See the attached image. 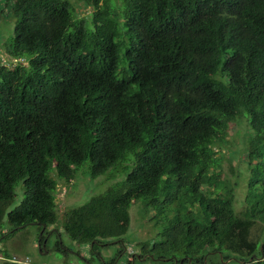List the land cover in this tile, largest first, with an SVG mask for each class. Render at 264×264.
<instances>
[{
  "label": "trees",
  "instance_id": "16d2710c",
  "mask_svg": "<svg viewBox=\"0 0 264 264\" xmlns=\"http://www.w3.org/2000/svg\"><path fill=\"white\" fill-rule=\"evenodd\" d=\"M75 1L88 17L67 0L11 3L13 34L1 46L9 65L0 64V229L4 219L11 230L56 224L52 172L69 183L82 166L96 179L125 164L124 180L64 214L71 241L95 250L127 233L132 205L143 217L162 205L165 216L150 217L159 242L139 258L264 264V231L249 236L264 225V0ZM234 122L247 133L239 212L215 173L214 147ZM0 259L23 264L7 252Z\"/></svg>",
  "mask_w": 264,
  "mask_h": 264
},
{
  "label": "rangeland",
  "instance_id": "374dc122",
  "mask_svg": "<svg viewBox=\"0 0 264 264\" xmlns=\"http://www.w3.org/2000/svg\"><path fill=\"white\" fill-rule=\"evenodd\" d=\"M67 1L75 8L78 18L88 17L89 8L77 4L75 0ZM11 3L12 0H0V64L3 65H9V61L1 46L12 37L15 24ZM246 140L245 122H234L228 128L225 143L222 146L214 147L217 152L216 158L219 160L215 173L218 179L228 182L230 187L234 189V207L237 212L244 208L247 167L240 154L245 151ZM126 166L125 164L117 165L96 179L87 177L86 168L82 166L78 169V175L75 179L69 183L56 178L52 172L50 176L57 186L55 201L58 219L54 226H47L44 230L45 250L41 254L38 252L37 243L40 232L36 225H27L5 236L11 229L4 219L0 229V233H3L0 235V253L7 252L11 260L23 264H111L115 256L117 258L112 264H167L157 261L152 255L143 256L141 259L136 258L134 261L130 259L132 254H136L137 257L141 254V247L145 246L146 249H150L159 242V238L155 237L154 220L151 222L150 217L155 214L159 215L160 212L162 213L156 218L164 217L166 212L161 210L162 205H156V208L150 210L146 217L141 215L140 204L132 205L129 210L130 223L127 233L119 239L101 240L95 248L96 253L91 252L88 245L71 241L63 232L64 214L71 208L84 204L92 196L102 194L109 187L124 180L126 174L118 172L117 169H124ZM16 194L17 197L10 209L17 206L21 201L20 185L16 188ZM263 231L264 225L255 223L250 229L249 236L258 241L262 238ZM111 242L116 243L111 244ZM105 244L109 245L105 246ZM57 247L64 252L57 251Z\"/></svg>",
  "mask_w": 264,
  "mask_h": 264
},
{
  "label": "water",
  "instance_id": "95a60500",
  "mask_svg": "<svg viewBox=\"0 0 264 264\" xmlns=\"http://www.w3.org/2000/svg\"><path fill=\"white\" fill-rule=\"evenodd\" d=\"M29 225H36L35 223H30ZM25 226H20V227H17L15 228L14 230H17V229H21ZM46 226L45 225H42L41 226V230H40V233H39V239H38V243H37V247H38V250H39V253H43V251L45 250V240L43 241V243L40 245L39 243V240H40V237L42 236V233L44 232ZM14 230H11L9 233L5 234V236H7L8 234H10L11 232H13ZM43 250V251H41Z\"/></svg>",
  "mask_w": 264,
  "mask_h": 264
},
{
  "label": "flooded vegetation",
  "instance_id": "af4514ba",
  "mask_svg": "<svg viewBox=\"0 0 264 264\" xmlns=\"http://www.w3.org/2000/svg\"><path fill=\"white\" fill-rule=\"evenodd\" d=\"M41 241H42V240H41V237H40V240H39L40 245L43 243L44 240H43L42 242H41ZM113 243H116V242H111V244H113ZM106 245H109V244H105V246H106ZM97 246H98V245H97ZM37 249H38V247H37ZM90 250H91V252H93V251L95 252V250H93V248H92L91 246H90ZM38 252H39V250H38ZM95 253H96V252H95ZM98 257H99V254H98ZM99 258H100V257H99ZM116 258H117V257L115 256V258H114L113 260L111 259V260H112V263L115 262ZM136 258L141 259V258L137 257L136 254H132L131 257H130V259H132V261H134ZM156 260H157V261H161V262H166V261H167V262H170V260H167V259H156ZM112 263H111V264H112ZM103 264H106V263H103ZM171 264H176V262H173V263H171ZM180 264H182V263H180Z\"/></svg>",
  "mask_w": 264,
  "mask_h": 264
}]
</instances>
